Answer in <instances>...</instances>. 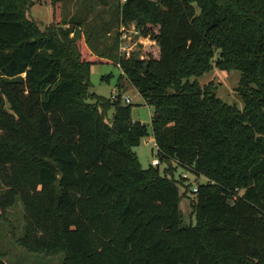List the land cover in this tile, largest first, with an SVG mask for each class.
<instances>
[{"label": "trees", "instance_id": "1", "mask_svg": "<svg viewBox=\"0 0 264 264\" xmlns=\"http://www.w3.org/2000/svg\"><path fill=\"white\" fill-rule=\"evenodd\" d=\"M119 10L155 58L99 55L76 30L40 36L16 0H0V216L20 199V245L64 264H264V0ZM111 62L154 108L159 166L134 152L150 131L121 93L88 99L91 67ZM213 63L242 73V111L192 80ZM178 167L207 180L191 202L195 225L182 221Z\"/></svg>", "mask_w": 264, "mask_h": 264}, {"label": "rangeland", "instance_id": "2", "mask_svg": "<svg viewBox=\"0 0 264 264\" xmlns=\"http://www.w3.org/2000/svg\"><path fill=\"white\" fill-rule=\"evenodd\" d=\"M19 16L40 36L51 33L77 31L83 38H91L97 54L111 50L114 58L135 56L140 60L149 55L155 58L158 47L153 40L144 34L143 28L135 24L124 25L120 22L119 13L124 3L121 0H16ZM71 38L74 34L71 33ZM83 39V40H84ZM86 51H92L86 47ZM92 68V67H91ZM122 71L115 62L96 64L91 70V88L88 99L96 101L93 93L106 99L115 100L112 95L119 93L131 100L133 122L148 125L150 136L142 139L140 145L133 150L137 154L143 168L152 165L157 158V148L151 132V121L154 108L146 103L138 90L122 76ZM103 76H110L103 80ZM242 73L239 70L224 71L214 63L212 69L198 78V83L204 87L212 84L219 99L224 103L236 106L240 111L244 103L238 91ZM114 110L109 112L112 117ZM107 117L108 122L111 119ZM165 169L160 166L161 172ZM173 177L180 182V193L186 196L181 200L180 209L185 225H195L191 202L196 200L194 191L199 185L207 183L203 177L197 178L191 172L178 167L174 168ZM3 187L0 183V194ZM242 193V191H240ZM25 233L24 208L20 199L4 216H0V258L8 264H64L63 254L44 255L28 252L18 240Z\"/></svg>", "mask_w": 264, "mask_h": 264}, {"label": "built area", "instance_id": "3", "mask_svg": "<svg viewBox=\"0 0 264 264\" xmlns=\"http://www.w3.org/2000/svg\"><path fill=\"white\" fill-rule=\"evenodd\" d=\"M126 1L127 0H121L122 3H125ZM112 97L114 99H116V95L115 94L112 95ZM122 103L128 105V104H131V100L128 97L122 96ZM152 165L156 167V166H159L160 164H159V161L157 159H154L153 162H152ZM194 191L197 192L198 188H196Z\"/></svg>", "mask_w": 264, "mask_h": 264}, {"label": "crops", "instance_id": "4", "mask_svg": "<svg viewBox=\"0 0 264 264\" xmlns=\"http://www.w3.org/2000/svg\"><path fill=\"white\" fill-rule=\"evenodd\" d=\"M96 67V65H93L92 66V68H91V70L93 71V69ZM104 77V76H103ZM154 139V138H153ZM155 141V140H154Z\"/></svg>", "mask_w": 264, "mask_h": 264}]
</instances>
